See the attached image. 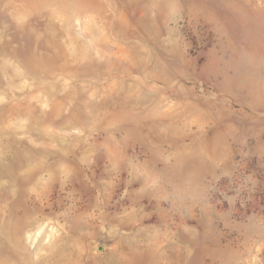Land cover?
Segmentation results:
<instances>
[{
    "label": "rangeland",
    "instance_id": "1",
    "mask_svg": "<svg viewBox=\"0 0 264 264\" xmlns=\"http://www.w3.org/2000/svg\"><path fill=\"white\" fill-rule=\"evenodd\" d=\"M0 264H264V0H0Z\"/></svg>",
    "mask_w": 264,
    "mask_h": 264
}]
</instances>
